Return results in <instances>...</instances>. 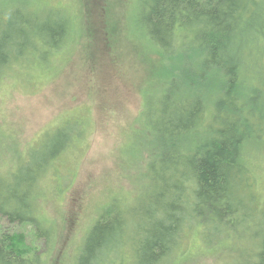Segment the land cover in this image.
I'll return each instance as SVG.
<instances>
[{
    "label": "trees",
    "instance_id": "1",
    "mask_svg": "<svg viewBox=\"0 0 264 264\" xmlns=\"http://www.w3.org/2000/svg\"><path fill=\"white\" fill-rule=\"evenodd\" d=\"M20 3L28 15L45 11ZM18 4L0 0V76L40 49L38 60H46L65 45L70 31L61 11L63 20L43 25L39 18L37 23L20 19ZM139 9L133 20L159 55L150 66L157 88L144 91L141 110L130 122L141 162L134 156L132 171L147 184L132 177L130 198L122 193L110 201L90 227L75 264H125L129 252L132 264H172L174 254V264H180L186 237L197 228L206 243L246 236H240L241 246L249 255L232 264H264V207H250L264 201L251 193L249 159L242 151L264 140L259 68L264 0H140ZM141 129L145 136H137ZM59 132L42 149L28 151L8 177L0 176L1 216L38 223L37 237L53 232L38 221L34 203L40 176L70 145L71 137ZM139 186L141 202H136ZM143 202L149 205L135 210ZM37 258L24 233L0 237V264H36Z\"/></svg>",
    "mask_w": 264,
    "mask_h": 264
},
{
    "label": "rangeland",
    "instance_id": "2",
    "mask_svg": "<svg viewBox=\"0 0 264 264\" xmlns=\"http://www.w3.org/2000/svg\"><path fill=\"white\" fill-rule=\"evenodd\" d=\"M18 1L20 19L37 23L39 18L43 25L53 26L58 18L63 20L58 14L62 12L70 31L65 45L46 60H38L40 49L34 56L14 61L0 76V176L8 177L28 151L42 149L49 140L57 139L59 131H65L71 140L36 187L38 221L53 230L52 236L37 237V222L13 223L0 214V237L24 233L38 256L36 264H75L90 227L110 201L122 193L130 198L132 177L147 184L132 171L134 156L140 159L130 122L141 110L144 91L157 88L150 66L159 62L158 48L133 20L140 0ZM20 1L32 11H45L28 15ZM28 31L33 33V28ZM33 39L37 48L39 41ZM259 68L264 74V55ZM260 97L264 100V92ZM71 124L75 131L74 126L68 129ZM144 133L141 129L137 136ZM242 151L249 159L251 193L256 201H264V140L248 143ZM141 189H134L136 202H141L137 201ZM263 205L253 201L250 207L258 211ZM146 206L143 202L135 210ZM139 223L146 225L145 221ZM253 230L259 227L254 225ZM240 236L244 235L206 243L202 230L193 229L183 247L185 257L179 262L232 264L237 258L243 260L249 252L241 246L246 236ZM127 255L125 264H132L133 254ZM171 259L174 264L177 256Z\"/></svg>",
    "mask_w": 264,
    "mask_h": 264
}]
</instances>
